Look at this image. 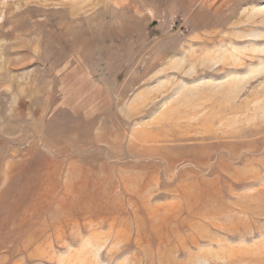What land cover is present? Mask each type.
<instances>
[{"label": "rangeland", "instance_id": "rangeland-1", "mask_svg": "<svg viewBox=\"0 0 264 264\" xmlns=\"http://www.w3.org/2000/svg\"><path fill=\"white\" fill-rule=\"evenodd\" d=\"M0 264H264V0H0Z\"/></svg>", "mask_w": 264, "mask_h": 264}]
</instances>
